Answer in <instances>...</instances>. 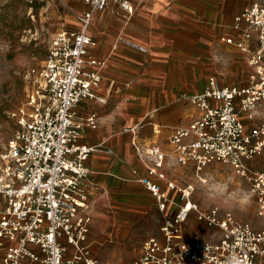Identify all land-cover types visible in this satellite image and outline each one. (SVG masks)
Returning <instances> with one entry per match:
<instances>
[{
  "label": "built area",
  "instance_id": "built-area-1",
  "mask_svg": "<svg viewBox=\"0 0 264 264\" xmlns=\"http://www.w3.org/2000/svg\"><path fill=\"white\" fill-rule=\"evenodd\" d=\"M82 1L87 8L76 14L79 27L50 40L38 71L42 83L18 109L17 126L0 152V264L97 263L88 240L93 182L86 162L100 144L79 141L81 129L96 127L97 120L94 114L76 119L74 108L84 98L105 102L95 87L106 60L89 54L94 11L130 16L134 6L130 0ZM219 41L241 53L245 84L221 83L210 74L200 91L181 92L179 99L197 114L172 130L169 153L139 143V123L124 129L132 132L146 169L138 180L161 213L160 235L149 237L130 264H264V171L251 165L264 153V0L234 14ZM169 156L200 181L209 165H229L248 183L260 226L217 207L201 208L191 198L193 183H178L162 170ZM192 215L210 237L185 232Z\"/></svg>",
  "mask_w": 264,
  "mask_h": 264
},
{
  "label": "crops",
  "instance_id": "crops-1",
  "mask_svg": "<svg viewBox=\"0 0 264 264\" xmlns=\"http://www.w3.org/2000/svg\"><path fill=\"white\" fill-rule=\"evenodd\" d=\"M130 1L134 6L130 16L124 12L117 15L108 10L94 11L88 32L95 43L89 49V54L106 60L101 69L100 82L95 87V91L105 98V102L84 98L74 108L76 119H84L94 114L97 120L96 127L84 126L79 136L81 143L100 144V148L91 153L86 162L93 182L90 202L99 211L107 209L108 206L119 210V218L129 215L134 217L139 204L149 203L158 210L154 197L138 180L146 173V169L131 144L132 132L124 129L139 123L134 133L136 140L145 146L157 144L169 153V136L172 130L177 126L187 125L197 114L193 106L182 100L190 107L188 111L183 109L176 97L181 92H197L204 87L185 90L186 83H183L181 76L177 81L173 71L165 76L163 74L162 77H152L142 72V66L152 59L156 62L166 60L168 66H175L177 61L186 63L189 31L200 33V28L208 27L210 20L213 22V36L218 43H222L219 41L221 31L226 30L234 14L254 0ZM226 1H231V4L226 7L219 5ZM223 17L232 18L226 22ZM93 20L100 25L99 39L94 32H90ZM146 31L150 38L144 40L141 34ZM115 35H119V43L113 45ZM147 43L149 47L144 46ZM229 47L239 53L243 62L241 53L234 47ZM147 50L150 54L146 53ZM164 51L168 53H163ZM160 67L161 64L157 63L154 68L158 74L162 72ZM155 127H159V130L155 131ZM162 170L167 177L178 183L189 182L186 177L190 169L176 164L170 156L165 158ZM94 215L88 234L91 255L100 250L95 245L97 239L90 235L93 222L107 217L101 212H94ZM159 215L161 224L160 212ZM127 236L129 237L122 230L119 231L116 235L119 238L118 248L124 245ZM142 244L135 257L141 252ZM108 251L115 253V250Z\"/></svg>",
  "mask_w": 264,
  "mask_h": 264
},
{
  "label": "rangeland",
  "instance_id": "rangeland-1",
  "mask_svg": "<svg viewBox=\"0 0 264 264\" xmlns=\"http://www.w3.org/2000/svg\"><path fill=\"white\" fill-rule=\"evenodd\" d=\"M230 2L219 5L226 7ZM85 7L82 0H0V152L17 126L18 109L31 92L34 93L38 84L42 83L38 71L42 68L50 40L61 29L77 28L76 14ZM231 18L223 17L226 22ZM210 21L208 27L200 28V33L189 31L186 63L177 61L175 66H168L166 60L156 62L152 59L144 63L142 72L152 77H162L163 74L165 76L173 71L177 81L182 77L187 86L185 90L189 91L201 89L210 74H215L221 83L245 84L247 65L241 61L237 51L216 41L212 34L213 22ZM90 32H94L97 39L101 36L100 25L95 20L90 26ZM141 36L144 40L150 38L147 31ZM118 43L119 35H115L113 45ZM144 46L149 47V44ZM146 53L150 54L148 50ZM157 63L161 64L162 72L159 74L154 70ZM32 68L36 73L31 72ZM176 101L186 111L190 109L178 97ZM251 165L264 171V153L256 156ZM186 180L194 184L195 190L191 198L201 208L217 207L220 213L229 211L255 228L260 226L255 212V200L249 194L248 183L236 175L229 165H209L203 173L202 181L195 178L192 170H189ZM136 208L138 211L134 213V217L129 215L119 218V210L108 206L107 209L99 211L91 202L93 216L96 215L94 212L107 216L98 222L94 220L91 228V238L97 239L95 245L100 248L96 254H92L97 259L96 264H130L146 238L158 237V210L149 203L139 204ZM120 230L129 237L118 248L119 238L116 235ZM194 231L210 237L208 228L192 215L185 225V232L191 234ZM108 250H115V253Z\"/></svg>",
  "mask_w": 264,
  "mask_h": 264
}]
</instances>
